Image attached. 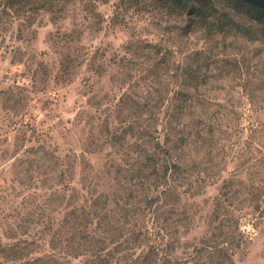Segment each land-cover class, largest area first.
<instances>
[{"label":"rangeland","instance_id":"rangeland-1","mask_svg":"<svg viewBox=\"0 0 264 264\" xmlns=\"http://www.w3.org/2000/svg\"><path fill=\"white\" fill-rule=\"evenodd\" d=\"M0 264H264L247 7L0 0Z\"/></svg>","mask_w":264,"mask_h":264},{"label":"trees","instance_id":"trees-1","mask_svg":"<svg viewBox=\"0 0 264 264\" xmlns=\"http://www.w3.org/2000/svg\"><path fill=\"white\" fill-rule=\"evenodd\" d=\"M174 1L180 6H186L188 5V0H171ZM234 5H243L248 8L249 12H251L252 16L256 19V24L258 26V33L261 38L264 39V8H261L259 6H256L251 3L244 2L242 0H233ZM204 4L201 3V6H197L194 8V11H196V14L199 15L201 18L206 17L205 7H202ZM212 7V6H210ZM233 26H236L237 29H240V24L237 22H233Z\"/></svg>","mask_w":264,"mask_h":264},{"label":"water","instance_id":"water-1","mask_svg":"<svg viewBox=\"0 0 264 264\" xmlns=\"http://www.w3.org/2000/svg\"><path fill=\"white\" fill-rule=\"evenodd\" d=\"M242 1L254 4V5L259 6L261 8H264V0H242Z\"/></svg>","mask_w":264,"mask_h":264}]
</instances>
